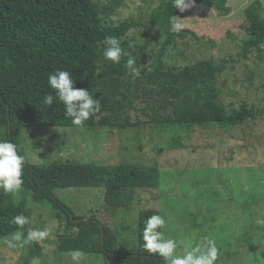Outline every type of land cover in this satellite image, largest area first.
<instances>
[{
  "label": "trees",
  "instance_id": "16d2710c",
  "mask_svg": "<svg viewBox=\"0 0 264 264\" xmlns=\"http://www.w3.org/2000/svg\"><path fill=\"white\" fill-rule=\"evenodd\" d=\"M122 4V0H0L3 140H11L19 147L24 127H81L74 126L65 117L63 104L55 101L50 107L43 104L44 96L51 91L47 76L57 69L69 71L75 88L87 89L101 102V110L83 126L97 124L112 129L131 125L127 119L122 121V101L127 91L129 97L145 99L147 96L145 100L149 103L144 109L151 111L145 113L148 122L156 129L170 131L165 150L159 147L161 151L194 149L200 142L208 146V137L221 142L219 129H241V132L229 133L234 139L239 134L246 135L244 129L254 123L259 111L248 106L244 98H240L238 107L225 105L222 92L229 78L222 77L226 69L223 58L219 61L202 58L183 66L166 63L169 46L178 41L186 44L187 37L198 40V35L187 27L179 34L169 31L170 18L179 13L173 0H161L143 21V28H153L149 34L156 46L152 58L144 44L143 54L137 53V45L128 37L131 30L142 25L140 20L128 17L113 22L111 17ZM245 15L250 19L251 31L242 39L238 57H247L252 50L260 52L264 43V18L250 9H245ZM106 36L118 37L121 47L136 60L135 66L141 69L138 78L133 80L124 67L127 56L122 57L120 64L104 60ZM227 93L237 97L230 87ZM23 150L20 149L22 155ZM160 176V166L155 163H77L62 159L30 164L26 160L20 196L0 190V238L12 236L18 230L10 221L20 214L30 218V223L19 230L27 235L32 224V210L27 203L30 194L33 202L49 201L53 208L63 211L54 214L68 233L59 238V251L79 249L86 254L99 253L113 264H165L158 254L147 253L142 247L144 223L150 216H161L159 210L139 211L133 243L131 239H121L118 228H111L94 213L88 217L75 215L53 194L56 188L102 187L106 207L121 208L131 203L137 188H158ZM41 254L40 246L34 243L24 261L30 263Z\"/></svg>",
  "mask_w": 264,
  "mask_h": 264
},
{
  "label": "rangeland",
  "instance_id": "374dc122",
  "mask_svg": "<svg viewBox=\"0 0 264 264\" xmlns=\"http://www.w3.org/2000/svg\"><path fill=\"white\" fill-rule=\"evenodd\" d=\"M160 1L122 0L123 4L111 17L114 23L128 17L142 22L128 37L137 45V53L143 54L144 44L151 58L156 49L149 35L153 28H143V21ZM245 9L264 18V0H195V7L184 12L179 10V22L192 29L198 40L187 37L186 44L178 41L169 46L165 61L183 66L202 58L217 61L223 58L226 69L222 77L229 78L222 92L225 105L238 107L240 98H244L248 106L259 111L254 123L244 129L246 135L242 133L234 139L229 133L241 132V129H219L221 142L208 137V146L200 142L194 149L164 152L170 131L156 129L148 122L145 113L151 111L144 109L149 103L145 100L147 96L137 99L129 97L127 91L122 101V121L127 119L131 125L112 129L97 124L77 128L24 127L19 148L24 149L30 164L69 159L77 163L139 162L160 166V186L137 188L126 207H106L102 187L56 188L53 194L60 202L77 216L88 217L94 213L111 228H118L121 239H131L133 243L139 211L156 209L165 220L164 236L177 242L179 255L210 237L219 249L216 264L264 262V259L256 260L258 255L264 257V223H258L264 221V43L260 52L252 50L247 57H238L242 39L251 31ZM235 58L238 60L233 61ZM228 87L237 97L227 93ZM3 139L4 132H0V140ZM16 195L19 197V192ZM27 203L32 210L30 228L49 232L46 239L37 243L42 254L27 264H74L69 255L71 251L57 248L61 235L68 234L54 215L55 211L63 213L61 208H53L49 201L33 202L30 194ZM10 238L11 235L0 238V264H26V252L36 242L11 249L5 243ZM80 264L113 263L99 253H83Z\"/></svg>",
  "mask_w": 264,
  "mask_h": 264
},
{
  "label": "clouds",
  "instance_id": "9594fccd",
  "mask_svg": "<svg viewBox=\"0 0 264 264\" xmlns=\"http://www.w3.org/2000/svg\"><path fill=\"white\" fill-rule=\"evenodd\" d=\"M175 9L184 12L195 7V0H173ZM179 18L173 15L169 20V31L179 34L184 25ZM103 44V58L112 64H120L123 56H127L124 67L133 80L140 76L141 69L136 67V60L131 54L125 52L121 47L118 37L106 36ZM47 83L51 91L43 98V104L52 106L54 101L63 104L65 117L71 120L74 126H83L91 117L101 110V102L94 99L87 89L74 87L72 75L67 70L57 69L47 76ZM26 157L20 154L18 145L11 140H0V190L6 194L17 193L24 184V167ZM11 224L17 226L10 239L5 243L8 248L19 249L33 242H40L49 235L47 230L29 229L27 235H23L20 229L30 223V218L20 214L14 216ZM264 223V221H258ZM165 220L160 215H153L146 219L142 232L143 249L150 254H158L165 261V264H216L219 249L216 241L205 237L203 243L197 245L183 255L177 254V242L173 239H166L164 233L159 229L164 228ZM74 264H80L83 253L73 250L70 254ZM264 259L261 255L256 257L257 262Z\"/></svg>",
  "mask_w": 264,
  "mask_h": 264
}]
</instances>
